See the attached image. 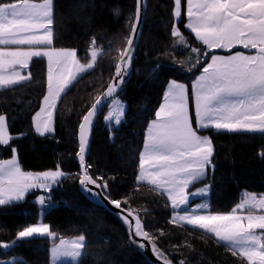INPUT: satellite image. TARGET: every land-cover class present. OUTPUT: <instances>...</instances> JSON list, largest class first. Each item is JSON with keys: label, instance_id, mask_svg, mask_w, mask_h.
<instances>
[{"label": "trees", "instance_id": "1", "mask_svg": "<svg viewBox=\"0 0 264 264\" xmlns=\"http://www.w3.org/2000/svg\"><path fill=\"white\" fill-rule=\"evenodd\" d=\"M183 3L184 0L182 6ZM173 6V0H147L132 75L118 95L126 103V113L121 124L111 129L104 123L108 106L96 120L86 159V164L90 165L88 173L107 181L108 187L103 193L121 201V207L134 210L144 230L155 237L152 242L173 264L180 261L184 264H243L210 235L187 225L169 223L172 211L166 196L158 195L145 183H137L144 133L155 118L166 86L176 80L185 84L190 96L191 83L202 70L199 64L191 71L181 66L191 56V47L203 48L184 28L183 13L178 28L189 47L177 45L173 49ZM54 10L52 47L75 49L81 62L86 63L90 42L95 39L105 55L98 59L93 70L82 74L67 93L62 94L55 109L52 134L38 136L32 130V116L46 91L44 60L35 59L30 63L31 81L0 91V114L5 115L8 133L13 137L9 145L0 146V159L10 158L15 148L23 171L44 172L59 167L65 174L59 182L60 188L52 190L54 199L59 202L55 209L41 214L40 204L36 202L37 192L29 193L12 207L0 208V243L11 244L19 230L40 221L57 234L56 243L61 238L86 236L79 264H149L130 244L119 220L81 194L79 171L73 162L78 149V126L111 79L119 55L117 49L125 47L133 23L135 0H54ZM157 65L161 67L154 71ZM190 117L194 127L191 105ZM198 134L212 140L214 167H208L206 177L194 183L191 189L210 186L211 212L230 211L243 192L264 194V159L261 158L264 135L218 133L211 129ZM52 245L48 238L20 241L6 253L0 250V261L19 258L23 264H48Z\"/></svg>", "mask_w": 264, "mask_h": 264}, {"label": "snow or ice", "instance_id": "2", "mask_svg": "<svg viewBox=\"0 0 264 264\" xmlns=\"http://www.w3.org/2000/svg\"><path fill=\"white\" fill-rule=\"evenodd\" d=\"M142 3L143 0H136L135 20L126 38V47L117 49L119 55L112 82L96 96L79 124V151L76 155L81 165L79 184L85 193L92 192L88 185H95L105 193L108 187L102 176L93 178L88 173L90 165L86 164L85 153L89 131L94 117L106 103L109 108L104 118L106 122L119 125L126 113L125 104L117 99V92L129 74ZM54 11V0H0V91L31 81L30 73L22 74V70L29 69L34 58L47 59V91L40 110L32 117L33 127L40 136L54 131V110L62 94H66L82 74L93 70L98 59L105 55L104 50L97 47L95 39L90 42L86 63L81 62L75 49L52 47ZM185 14L184 28L203 48L191 47L195 60L189 56L181 66H187L191 71L199 64L202 71L192 82L191 96L185 84L169 81L164 102L156 110L155 119L148 124L144 135L137 183H146L152 191L167 197L173 210L169 223L187 225L210 235L243 264H264V194L245 192L239 203L227 213H211L207 202L189 208L190 195L207 196L210 186L187 194L190 185L203 180L207 168L214 167L212 140L198 132L211 129L218 133L264 135V0H186ZM172 17L173 49L177 45L189 47L178 28L182 18V0H174ZM235 48L246 49L248 54L241 51L233 53ZM216 49L227 51L229 55H217ZM160 67L155 66L154 71ZM190 100L195 112V127L190 118ZM11 139L6 117L0 114V145H9ZM12 152L10 159H0V208L12 207L23 201L33 189L50 191L65 176L59 167L35 174L25 172L17 161L16 149L13 148ZM261 158L264 159V153H261ZM92 194L99 196V193ZM104 198L120 213L124 211L121 201L112 200L107 195ZM50 200V196L37 199L41 214L52 206ZM128 216L135 219V236L151 243L155 237L144 230L134 210H129ZM121 218L131 230L128 218ZM56 237L48 224L40 222L19 230L11 244L0 243V250L6 253L20 241L48 238L53 242L51 264H63L64 261L79 264L86 247V236L80 234L70 240L61 238L59 243H56ZM129 240L131 244L137 243L131 232ZM139 247L144 245L139 244ZM152 250L163 264H172L155 244ZM0 264L23 262L14 258L0 261Z\"/></svg>", "mask_w": 264, "mask_h": 264}, {"label": "water", "instance_id": "3", "mask_svg": "<svg viewBox=\"0 0 264 264\" xmlns=\"http://www.w3.org/2000/svg\"><path fill=\"white\" fill-rule=\"evenodd\" d=\"M146 5H147V0H143V3L141 5V8H142V12H141V20H140V23L138 25V35L136 36L135 38V46L133 48V52H132V61H131V64H130V68H129V74L124 78L125 79V83H123L120 88L118 89V92H117V96L123 91V89L125 88V86L127 85L128 81L130 80V77L132 75V62L135 58V53H136V50H137V46H138V42H139V39H140V36H141V32H142V27H143V21H144V15H145V8H146ZM136 7H137V4H136V0H135V11H136ZM135 20V12H134V19H133V22ZM131 31V29H130ZM129 35H130V32H129ZM125 47H126V44H125ZM115 74V67H114V70H113V73H112V76H111V79L110 81L108 82V84L110 82H112V77L114 76ZM107 84V85H108ZM107 88V86L105 87V89ZM104 89V90H105ZM103 90V91H104ZM102 91V92H103ZM101 92V93H102ZM100 93V94H101ZM95 102V101H94ZM93 102V103H94ZM107 107V103L105 104V106L103 107L102 111H100L98 113V115L96 117H94V120H93V125L89 131V143H88V147L86 149V153H85V160L87 159V156H88V153H89V150H90V145H91V135H92V131H93V127H94V124L96 122V120L98 119V117L100 116V114L104 111V109ZM91 108V106L89 107V109ZM88 109V110H89ZM87 110V111H88ZM86 111V113H87ZM85 113V114H86ZM82 121V119H81ZM80 121V123H81ZM79 126H78V129H77V142H78V149H77V152L79 151ZM76 152V153H77ZM73 162L74 164L76 165V167L78 168V171H79V176L81 174V165H80V162H79V158L78 156L75 154L74 158H73ZM78 188H79V191L81 192V194H83L92 204L98 206V207H101L105 210H107L108 212H110L111 214H113L118 220L119 222L123 225L124 229H125V233L128 237V240H129V236H130V232H131V235H132V238L137 242L136 244H131L134 249L139 252L146 260L149 264H163V261L161 259H159L157 257V255L153 252L152 250V245L154 244L153 242H149L148 240H145V239H142L141 237H137L135 236V219H133V217H130L128 216V209L126 208H123L121 207L122 209H124V211L122 213H120V210L119 209H116L112 204H110L108 202L107 199H105V194L103 193L102 189L100 188H96L95 185H88V188L92 190V192H95V193H99V196H94L92 194V192H89V193H85L84 191H82L81 189V186L79 184V181H78ZM120 213V214H118ZM134 215H136L134 213ZM121 216H124V217H127L128 220L131 222L132 224V228L131 230H129L128 228V225L125 224L121 218ZM142 222V221H141ZM143 225V223H142ZM144 228V226H143ZM130 242V240H129ZM139 244H143L144 247L141 248L139 247ZM156 246V245H155ZM157 247V246H156ZM158 248V247H157ZM159 249V248H158ZM160 250V249H159ZM160 252L162 253V251L160 250ZM164 255V254H163ZM165 256V255H164ZM169 260V259H168ZM170 261V260H169ZM173 264V263H172Z\"/></svg>", "mask_w": 264, "mask_h": 264}, {"label": "crops", "instance_id": "4", "mask_svg": "<svg viewBox=\"0 0 264 264\" xmlns=\"http://www.w3.org/2000/svg\"><path fill=\"white\" fill-rule=\"evenodd\" d=\"M5 2H10V1H5ZM11 2H13V1H11ZM36 2H39V1H36ZM173 2H174V0H173ZM182 13H183V15H184V23L186 22V19H187V17H186V0H184V3H183V6H182ZM188 31V30H187ZM192 35V34H191ZM193 37H194V35H192ZM194 39H195V37H194ZM198 42V41H197ZM232 50H234L233 51V53L234 52H236V51H241V52H244L245 54H248V50H246V49H243V48H235V49H232ZM214 51H224V50H222V49H216V50H214ZM253 52L255 51V50H252ZM215 54H217V55H221V56H227V55H229V53L228 54H221V53H215ZM35 59H41V60H44V62H45V66H46V91H47V59L46 58H34L33 60H35ZM209 59H210V57H209ZM202 71V70H201ZM201 73V72H200ZM200 73L198 74V75H200ZM22 74H28V69L27 70H22ZM197 75V76H198ZM196 78V77H195ZM194 81V80H193ZM192 81V82H193ZM168 86V85H167ZM167 86H166V89H165V91L167 90ZM191 87H192V83H191ZM46 91H45V94H46ZM44 94V95H45ZM164 94H165V92H164ZM190 96H191V92H190ZM44 97V96H43ZM163 98H164V95H163ZM42 100H43V98H42ZM59 101V100H58ZM164 102V99L162 100V103ZM58 103V102H57ZM161 103V104H162ZM160 104V105H161ZM190 105H191V100H190V103H189ZM42 106V101H41V103H40V107ZM40 107L38 108V110L34 113V115L40 110ZM191 107H192V105H191ZM108 108V107H107ZM193 110H194V108L192 107V114H193V117H194V125H195V115H194V112H193ZM54 113H55V110H54ZM108 113H107V110H106V113H105V115H104V118H105V116L107 115ZM33 115V116H34ZM32 116V117H33ZM155 119V118H154ZM104 123H105V125H106V127L107 128H109V129H111V128H114V124H112L113 122H106L105 121V119H104ZM53 128H54V116H53ZM195 127V126H194ZM32 130H33V132L36 134V135H38V136H40L39 134H37L36 133V131H35V128L33 127V123H32ZM147 130V129H146ZM146 132V131H145ZM53 132H51V133H48V134H52ZM48 134H46V135H48ZM144 135H145V133H144ZM144 142V141H143ZM0 146H3V145H0ZM142 149H143V145H142ZM142 149H141V151H142ZM12 155H13V153H12ZM12 157V156H11ZM10 157V158H11ZM10 158H8V159H10ZM16 158H17V154H16ZM2 160H7V159H2ZM17 161H18V158H17ZM207 170H208V168H207ZM207 170H206V175H207ZM26 172V171H25ZM45 172V171H44ZM138 172H139V167H138ZM138 172H137V175H138ZM31 173H41V172H31ZM59 184V183H58ZM57 184V185H58ZM146 184V183H145ZM57 185H55V186H53L50 190H53V189H55L56 187H57ZM193 185V184H192ZM192 185H190V187L187 189V194H191V193H195V192H197L198 190H200V189H202V188H204L206 185H201V186H199V187H197V188H194V189H191V186ZM207 186H209V185H207ZM32 192H37V193H39V195H38V197H37V199L39 198V197H41V195H42V193L43 192H45L43 189H39V188H37V189H33V190H31V191H29L27 194H26V196L29 194V193H32ZM245 192H243L242 194H241V197L243 196V194H244ZM257 195H260V194H257ZM25 196V197H26ZM167 198V197H166ZM36 199V200H37ZM241 199V198H240ZM240 201V200H239ZM239 201L237 202V203H239ZM201 202H207V203H209L210 204V188H209V192H208V195L207 196H201V197H199V196H197V195H190V201H189V208H193V207H196L197 205H199ZM169 204H170V202H169ZM183 207V206H182ZM170 208H171V204H170ZM171 211H172V214H171V217H172V215H173V210H172V208H171ZM209 211H210V209H209ZM211 212V211H210ZM229 212V211H228ZM211 213H217V212H211ZM220 213H227V212H220ZM38 223H40V221L38 222ZM74 239V238H73ZM66 240H70V239H66ZM57 243H59V241L57 242ZM53 246V245H52ZM52 246L49 248V252H48V264H51V258H50V249L52 248ZM14 258H12L11 260H13ZM15 260L16 261H21V259H19V258H15ZM66 263H70L71 264V261H64L63 262V264H66Z\"/></svg>", "mask_w": 264, "mask_h": 264}, {"label": "built area", "instance_id": "5", "mask_svg": "<svg viewBox=\"0 0 264 264\" xmlns=\"http://www.w3.org/2000/svg\"><path fill=\"white\" fill-rule=\"evenodd\" d=\"M60 187H59V184L57 185V187L55 188V189H59ZM54 190V189H53ZM41 196H44V197H51V200H50V204L52 205L51 207H49V208H46L45 210H44V213L45 212H49V211H51V210H53V209H55L56 207H58L59 206V202L56 200V199H54V195H53V193H52V190H50V191H45V192H43L42 193V195ZM40 208H41V205H40Z\"/></svg>", "mask_w": 264, "mask_h": 264}, {"label": "rangeland", "instance_id": "6", "mask_svg": "<svg viewBox=\"0 0 264 264\" xmlns=\"http://www.w3.org/2000/svg\"><path fill=\"white\" fill-rule=\"evenodd\" d=\"M181 46H182V48L183 47L185 48V46H183V45H181ZM191 56H192V59H195V54L194 53H191ZM117 99L121 100L125 104V106H126V103H125V101L123 100V98L121 96H117ZM108 112H109V108H107V113ZM193 112H194V110H193ZM194 115H195V112H194ZM112 124H114V122ZM113 126L116 127L117 125L114 124ZM197 196L201 197L200 195H197Z\"/></svg>", "mask_w": 264, "mask_h": 264}]
</instances>
